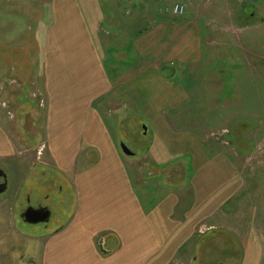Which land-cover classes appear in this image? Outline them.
Returning a JSON list of instances; mask_svg holds the SVG:
<instances>
[{"label": "crops", "instance_id": "1", "mask_svg": "<svg viewBox=\"0 0 264 264\" xmlns=\"http://www.w3.org/2000/svg\"><path fill=\"white\" fill-rule=\"evenodd\" d=\"M180 2L187 12L191 2ZM41 12L49 24L42 84L32 101L40 114L43 147L36 152L34 143L15 140L0 112L3 195L20 182L15 198L0 200V224L13 226L25 239L16 227V210L33 206L36 191L57 206L56 187L72 188L74 202L65 221L48 232L28 234L43 248L39 264L192 262L199 228H210L213 219L225 215L243 185L229 155L211 153L196 129L179 128L171 119L191 102V88L178 79L185 76L182 68L204 59L205 16L192 9L182 16L161 13L132 39L127 54L133 59L120 60L111 75L80 0H48ZM113 100L124 103L111 109L107 102ZM125 114L143 121L153 137L146 164H131L121 149ZM50 204L40 205L51 209L52 219ZM4 211L12 215L8 221ZM251 256L261 258L254 240L245 245V264Z\"/></svg>", "mask_w": 264, "mask_h": 264}, {"label": "rangeland", "instance_id": "2", "mask_svg": "<svg viewBox=\"0 0 264 264\" xmlns=\"http://www.w3.org/2000/svg\"><path fill=\"white\" fill-rule=\"evenodd\" d=\"M47 1L0 0V112L6 116L15 140L34 143L36 152H40L43 137L39 110L32 99L42 84V47L49 21L41 16V7ZM80 1L111 75L120 60L133 59L132 53L129 57L127 54L132 39L180 2ZM189 2L185 15L192 9L205 16L204 59L182 68L185 76L178 80L183 87L191 88V102L171 119L179 128L196 129L211 153L229 155L242 174L243 185L224 208L225 215L213 219L212 227L199 228L196 256L188 264H245V245L253 240L261 250V258L251 256L246 264H264V0ZM120 103L124 100L108 101L107 105L113 109ZM143 126L140 119L124 115L120 140L135 153L128 158L137 166L150 160L147 152L153 142ZM147 171L142 176L146 177ZM9 186L5 195L0 194V200L15 198L20 182ZM40 194L36 191L31 205L50 204L46 195ZM52 196L58 202L57 196ZM67 196L73 197L72 188ZM55 201L57 206L50 204L53 218L49 223L29 224L22 217L24 210H16V227L25 239L15 234L13 226L0 224V264H39L43 248L29 236L52 230L71 212V207L61 210ZM4 214L6 221L12 216L10 212Z\"/></svg>", "mask_w": 264, "mask_h": 264}, {"label": "water", "instance_id": "3", "mask_svg": "<svg viewBox=\"0 0 264 264\" xmlns=\"http://www.w3.org/2000/svg\"><path fill=\"white\" fill-rule=\"evenodd\" d=\"M121 149L127 156L135 155V153L127 146V144L123 142L121 143ZM1 176L5 179V182L4 184H0V194L4 193L7 189L6 175L3 171L0 173V177ZM22 217L29 224L48 223L51 220L52 211L48 206H29L23 211Z\"/></svg>", "mask_w": 264, "mask_h": 264}, {"label": "trees", "instance_id": "4", "mask_svg": "<svg viewBox=\"0 0 264 264\" xmlns=\"http://www.w3.org/2000/svg\"><path fill=\"white\" fill-rule=\"evenodd\" d=\"M68 190H70V188H63V191H60L59 186L56 187L54 195L57 196V201L56 202L59 206H61V208L65 209L68 207H72L73 205V200H74V193H73V197L67 196Z\"/></svg>", "mask_w": 264, "mask_h": 264}, {"label": "built area", "instance_id": "5", "mask_svg": "<svg viewBox=\"0 0 264 264\" xmlns=\"http://www.w3.org/2000/svg\"><path fill=\"white\" fill-rule=\"evenodd\" d=\"M186 11V5L183 4V3H176L174 6H173V9H172V12L173 14L177 15V16H180V15H183ZM4 107L7 106L6 103H1ZM41 105H43V102L41 101Z\"/></svg>", "mask_w": 264, "mask_h": 264}, {"label": "flooded vegetation", "instance_id": "6", "mask_svg": "<svg viewBox=\"0 0 264 264\" xmlns=\"http://www.w3.org/2000/svg\"><path fill=\"white\" fill-rule=\"evenodd\" d=\"M0 173H2L1 170H0ZM4 182H5V179L1 176V177H0V184H4ZM40 206H42V205H40Z\"/></svg>", "mask_w": 264, "mask_h": 264}]
</instances>
